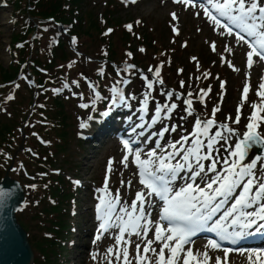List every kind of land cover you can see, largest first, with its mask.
<instances>
[{
  "label": "rangeland",
  "instance_id": "rangeland-1",
  "mask_svg": "<svg viewBox=\"0 0 264 264\" xmlns=\"http://www.w3.org/2000/svg\"><path fill=\"white\" fill-rule=\"evenodd\" d=\"M84 1L87 9L99 19L100 14L105 8V0ZM261 2L264 3V0H261ZM204 3H206V1ZM115 10H118V8ZM118 15L123 21H132L133 25H143L148 33L150 41H154L156 44L152 46L151 49L160 45L162 47H157L158 52L156 51L157 53L155 54L149 51L148 55H139L140 59L144 57L143 64L144 66L146 65L145 71H133V73H131L132 75L128 73L124 74L122 77L118 76L120 81L125 79L129 81L124 87H119L122 94L126 97L131 94L137 99L129 100L130 107L120 105L124 109L123 111L125 114L119 117V119L117 118V122L114 120V124H118H115L116 127L120 129V125L122 124L123 126L125 120H133L134 124L137 122L136 117H140L141 113L139 110L141 108V100L143 99L144 93L149 91L146 87V81L144 80L145 76L153 83V89L151 90V98H149L147 104V114L144 116L145 118L143 120L139 121V124L148 125L151 123L156 103H161V99L163 100V96L165 97L163 93L171 91L162 87L157 82V67H159V79L166 80L169 86H177L176 84H181V81L184 82V87H181L183 93L182 98L177 100L176 97L173 96V99L177 101L178 107L176 111L170 115V119L158 121L151 127H144L141 130H137V132L142 131L144 135L137 137L134 134L128 139L135 140L137 146L132 149L139 150V147H142L140 150L146 155L149 149L155 148V141L158 139V137L152 134L161 131L165 126L178 125L179 127L175 132L165 133L164 138L160 141L164 146H167L169 142L179 140L182 135H189L191 139L190 134H192L194 130L201 131L202 129L194 128L195 119L198 117L197 115L193 114L192 116H187L184 120L177 115V112H179L183 117L186 116V112L183 108V105L185 106L183 100L188 98L193 101V106L197 110V113L204 112V114H211L213 109H216L215 113L218 112L219 114L220 124L227 123L229 127L235 129L241 136L243 132L249 131L246 126L252 123L254 125L252 131L264 137V96L257 95L258 91L264 93V89L259 87L261 83H264V65L254 56L253 64L249 67L246 52L250 49L247 44L239 43L232 35L226 34L220 27L215 25L208 16L204 15L203 7H193L191 2L186 0H184V2H178V0H135V2H132V0H127L125 6L123 5L121 10L118 11ZM14 20L10 7L6 5V0H0V66L3 68L9 65L10 59H14L15 55V53L13 55V53L8 50L9 37L13 31ZM213 45L215 50H213ZM164 46L182 51V53L176 51L172 54L173 63L164 59L165 62L159 65L157 60L160 59L159 53ZM226 46L230 51H226ZM138 49V51H135L137 55L141 54L139 47ZM86 51L90 55L96 54L97 43L94 42L89 44ZM117 52L119 54L120 50H117ZM177 55L181 56V59H179ZM204 57H209L210 60H218L226 71L224 72L226 73L228 83L226 85V94L223 95L224 97H217V95L214 94L212 95V99L208 98L205 96L203 89L196 85L195 81L203 78L204 74H206V71L202 67V59ZM163 58L164 57L161 56V59ZM84 59L85 57L82 59L76 58V67L79 73L84 76L83 88L88 95V100L96 101L94 97L97 93L96 89L94 92L93 89L89 87L90 84L94 85V74L91 69L94 64ZM180 64L185 67V76L179 75V70L182 68L179 66ZM150 68L152 69L151 72L149 71ZM109 80H113L112 76H109ZM116 82L118 81H112V84H116ZM245 84H247L249 88L246 94L243 92ZM133 86H136L139 92H136V90L134 92L132 90ZM27 87L28 85L25 82L19 83L15 87L16 91L11 93V99H8V97H10L8 96L0 100L1 121L7 122V119H11V112L18 108H14V103L17 102L16 93L18 92L20 95H24L27 93ZM68 92L70 96L75 97L76 101H70L71 104L69 105L66 104L67 114L72 123L78 122V126L74 125V130H72L73 133L71 130H67L68 135L65 139V150L59 151L55 147L53 148L55 143H60L59 140L55 138L56 136L53 138L48 132L45 133L48 136L40 137L41 140L39 141L38 137L41 135L40 132L30 134L32 127L35 128L36 131L41 127L38 123L39 120H36L27 132L30 139H26V137L24 139V143H26L30 149H21L15 153L17 157L20 156V160H22L26 166V169H24L22 165H16L15 163V165H13L14 169L9 171L11 173L10 176L19 179L22 182L21 184L26 188V205L22 204L17 211L21 218L27 220L30 225V232L25 228L27 236L31 235L35 240H38L40 237L46 238L53 234L43 229V226L49 224L48 221L50 219H53L56 223L62 222L61 224L63 226L58 227L60 234L57 236V241L61 246V248L58 249V252L61 253V257L57 258L56 264H128V262H130V264H136V251L134 245L124 244L123 242L118 245L113 239V235L117 230H111L102 234L99 233L98 225L96 224V226H94V222L96 221L93 213L94 210L97 209V205L104 208L107 201L111 200L117 191L120 192L122 202L128 203L134 199L135 192L139 189L137 182L138 168L137 164L133 163L134 156L125 149L123 141H121V146L116 144L118 140L113 138V136L107 135L98 138L95 131L100 127L94 124L93 118L89 119V117H92L90 114H92L93 103L79 102L78 98L80 95L73 94L70 90H68ZM189 92L193 93L191 97L187 95ZM157 95H160L161 99L159 97L157 98ZM62 96L63 95H61V97ZM198 97H202V100ZM114 99L116 100L115 97L113 100ZM173 99H171L172 102H174ZM213 99L216 100L215 103H213ZM208 102L209 104H207ZM81 104H88V108L83 113L79 111L82 109V107H80ZM119 104L117 100V105ZM253 104L257 105L255 109L252 107ZM238 108L239 123H235L234 121L238 115ZM207 110L208 112H206ZM253 112L256 113V116L250 120ZM81 123L87 124V127L83 129L80 128ZM101 127L103 129L107 128L106 125H101ZM41 130L42 129H40V131ZM217 130L222 131V129H218V126L215 131ZM224 134L228 135L227 133ZM78 135H80V137ZM87 136H90L91 140L85 141ZM149 136H152L151 142L145 143L144 141H146ZM13 137L15 141L12 150L14 151V148H16L20 142L21 134L15 132ZM116 138L120 140L122 139V135ZM45 139L50 141V143L48 144ZM236 141L237 136H232L227 146L234 147ZM35 142L36 144H34ZM47 144L49 145L48 147L51 153H47L44 150L42 153H39V150H42L40 148H45ZM227 146L222 141L215 145L219 150L218 153H223L221 157L228 156L226 150H224ZM45 149L48 150L47 148ZM168 150L171 151V149ZM125 154L129 156L127 161L128 167H124L121 163ZM253 156V152L249 150L247 156H245L241 163H249ZM11 157L12 154H9L8 157L5 153L1 154L0 170L6 169V165ZM261 157H264V154ZM6 158L8 159L6 160ZM109 159L112 160L111 171H106ZM230 159L235 161L238 158L232 157ZM27 161L43 163L34 169H30ZM172 163H175V161H172ZM204 163L207 165L209 161H204ZM217 167L222 168L223 165L218 164ZM262 168H264V161L257 159V165L253 169L257 176ZM41 170L46 171V174L44 173L43 175ZM52 170H59V173L51 174ZM27 173L31 175V177H29ZM43 176H46L45 179L35 184V182L39 178H43ZM106 176L109 194H105L102 190L105 187ZM67 179L72 181L74 187ZM122 180L125 182L130 180L132 182L131 186H127L126 184L122 185ZM183 183L184 181L180 180L177 182L176 186L179 187L183 185ZM34 184L35 187H31ZM237 193L236 190V192L233 193V199H230L228 203L234 200L235 196L238 195ZM225 205L214 219L220 218L225 210ZM151 206L152 204L148 205V211L151 212V219L156 220L158 219V207L151 208ZM28 220H30V222ZM18 222L22 223L19 218ZM92 224H94L93 227H97L98 233L96 229L91 232L100 235L99 239L96 237L95 239L91 238V232H88L89 228H93L91 226ZM86 233L88 237L85 236ZM149 236H152L151 232ZM126 238L130 241L137 240L134 235ZM156 246L158 245L153 244V247ZM109 248L112 249L111 253L108 252ZM125 250H127V253L129 252L127 261L124 259ZM211 254L216 253L210 251V255ZM38 260L40 261V258H38Z\"/></svg>",
  "mask_w": 264,
  "mask_h": 264
},
{
  "label": "snow or ice",
  "instance_id": "snow-or-ice-1",
  "mask_svg": "<svg viewBox=\"0 0 264 264\" xmlns=\"http://www.w3.org/2000/svg\"><path fill=\"white\" fill-rule=\"evenodd\" d=\"M178 2H184V0H178ZM190 2L193 7H203L204 15L210 17L217 26L224 27L228 35H234L239 43L247 44L250 49L246 52L249 67L253 64L254 56L264 61V3L261 0H206V3L202 5H197L196 0H190ZM221 18L227 23H222ZM233 26L238 31H234ZM213 50H215L214 45ZM226 51H230L227 46ZM131 67L133 66L127 65L126 69ZM149 71L151 72L152 69L150 68ZM156 75L157 82L163 83L159 79V67L156 68ZM144 80L149 91L144 93L141 100L140 120H143L147 114V104L153 89V83L148 80V77L145 76ZM128 82V80H121L117 84ZM72 83L77 84L76 81ZM68 87V84L63 85V88ZM89 87L95 92V85L90 84ZM181 87H184L183 81H181ZM259 87L264 89V83H261ZM60 90L54 89L55 92ZM111 91L116 96L113 106H116L118 100L120 105L130 107L129 100L137 99L131 94L126 97L119 87H114ZM248 91V85L245 84L243 92L246 94ZM163 95L167 100H171L173 96L177 100L182 98L181 94L172 91ZM187 95L191 97L193 93L189 92ZM257 95L264 96V93L258 91ZM11 98V96L8 97V99ZM198 98L202 100V97ZM96 99H100L98 92ZM183 103L186 106V116L182 119H186L187 116L193 115L191 108L193 101L184 99ZM80 107L87 108L88 104H81ZM177 107L176 103L157 102L151 123L136 125L132 132L137 137L143 136L142 131H136L137 127L143 129L151 127L158 121L170 119L171 113ZM252 107L255 109L257 105L253 104ZM215 111L216 109H213V116ZM237 113L235 123H239V108ZM103 115L107 116L108 112H104ZM255 116L256 113L253 112L250 120ZM86 127L87 124H80V128ZM178 127V125L165 126L161 131L153 133L152 135L158 139L155 141V148L149 149L146 155L143 151L130 147V144L135 141H123L125 149L134 156L133 163L137 164L139 183L142 188L135 192V198L130 204L121 201L119 191L107 201L102 210L103 214L97 216V220L102 221L98 226L99 233L102 234L110 229L118 230L113 235V239L118 245L121 242L134 245L136 264H221L219 255L214 258L210 255V251L221 250L218 242L209 240L204 245L203 251L200 249L193 251L190 245L195 241L192 237L199 232L209 231L216 233L220 241L235 245L244 235L250 234L246 230L254 225L264 230V225L258 224V221H264V203L261 202L264 200V168L260 170L258 176L253 171L257 165V159L264 161V157L251 159L247 164L241 163L253 146L264 147V137L252 131L254 128L252 123L246 126L249 131L243 132L242 136L227 123L219 124L218 129L222 131L211 132V127H216L215 120L196 117L194 128L202 129L201 131L194 130L190 134L191 139L189 135H182L179 140L169 142L167 146L162 145L160 141L165 133L175 132ZM232 136H237L234 147L227 146ZM151 139L152 136H149L144 142H151ZM221 141L227 146L224 149L228 154L227 157H221L218 154L219 150L215 147ZM232 157L238 159L233 161L230 159ZM128 159L129 156L125 154L121 160L124 167H128ZM204 161L209 163L206 165ZM218 164H222L223 167L218 168ZM111 165L112 160L109 159L106 171H111ZM180 180L184 183L177 187V182ZM131 183L130 180L121 181L122 185L131 186ZM237 189L240 191L230 208L223 211L219 220L214 219L224 205L233 199V193ZM102 190L105 194H109L107 176ZM3 194L0 190V196ZM153 197L163 202L162 211L156 220L151 219V212L147 207L153 202ZM248 208H254V210L246 211ZM97 210L101 212L100 205H97ZM105 220L107 222H104ZM229 228L232 231H229ZM133 235L137 238L136 241L126 238ZM96 238L99 239L100 235ZM153 244L158 245V249L153 247ZM222 251L224 259L227 260L230 249L223 248ZM108 252L111 253L112 249L109 248ZM240 254L244 255L243 252ZM251 256L252 253L248 256L249 261ZM200 257L203 259H198ZM127 258L128 253L125 250V261ZM242 264H244L243 261Z\"/></svg>",
  "mask_w": 264,
  "mask_h": 264
},
{
  "label": "trees",
  "instance_id": "trees-1",
  "mask_svg": "<svg viewBox=\"0 0 264 264\" xmlns=\"http://www.w3.org/2000/svg\"><path fill=\"white\" fill-rule=\"evenodd\" d=\"M122 3L123 0H105V8L97 19L87 9L84 0H7L15 18L9 43L10 50L15 55L6 68L0 66V98L10 90V86L20 82V78L30 81L32 87L31 92L25 95L16 93L17 102L14 103V108L18 107L17 110L11 112V119H7V122L0 120V158L1 153L11 154L13 135L25 119L32 102L34 105L32 114L39 116L43 112L44 119L49 123L48 129L43 133L48 132L59 140L60 144H52L53 148L65 150L67 130L71 132L73 130V123L69 120L66 110V104L71 103L52 90L68 84L72 92L85 96V91L81 87L82 78L76 67V58L85 57V61L93 63V71H96L95 74L102 80L105 79L104 74H112L111 70L116 73L112 74L115 80L116 75L118 73L121 75L124 66L127 65L141 71L146 69V65L143 64L144 57L140 59V56L148 55L149 51L155 54L158 52L157 47L162 46L151 49L156 44L150 41L143 25L129 26L127 21L119 17L118 11L121 10ZM117 8L118 10H115ZM94 42L97 43V53L90 55L86 49ZM138 47L143 51L137 55L135 51L139 50ZM161 49L160 59L157 60L159 65L165 62L164 59L173 63L172 54L176 51L182 53L166 46ZM117 50H120L119 54ZM161 56L164 58L161 59ZM177 57L181 59V56ZM177 57L175 56L176 59ZM202 60V67L208 71L209 76L203 78L200 85L207 86L206 83L209 82L215 89L218 87L217 79L222 77L221 66L209 57ZM179 66L182 67L179 75L185 76V67L181 64ZM72 81H76L77 84H73ZM96 81L98 82L97 78ZM162 81L163 83H160L162 86H169L166 80ZM176 85L172 87L179 90L181 85ZM98 86L100 92L104 94L105 83ZM43 150L49 152L42 149L39 153ZM38 165L39 163L28 162L30 169ZM2 174L0 170V178ZM18 218L22 221L18 223L24 230L26 228L30 232L27 220L21 218L20 214L17 215V221ZM48 222L43 229L50 234L53 233L50 238L40 237L35 240L31 235L27 237L31 249L34 250L33 264H56L57 258L61 256L58 252L61 246L57 236L60 234L58 227L63 226L62 222L56 223L53 219Z\"/></svg>",
  "mask_w": 264,
  "mask_h": 264
},
{
  "label": "water",
  "instance_id": "water-1",
  "mask_svg": "<svg viewBox=\"0 0 264 264\" xmlns=\"http://www.w3.org/2000/svg\"><path fill=\"white\" fill-rule=\"evenodd\" d=\"M251 150L258 156L259 145ZM0 264H32L33 255L26 240V233L17 224L14 212L24 201L20 184L5 172L0 179Z\"/></svg>",
  "mask_w": 264,
  "mask_h": 264
},
{
  "label": "bare ground",
  "instance_id": "bare-ground-1",
  "mask_svg": "<svg viewBox=\"0 0 264 264\" xmlns=\"http://www.w3.org/2000/svg\"><path fill=\"white\" fill-rule=\"evenodd\" d=\"M123 137H124V135L122 134V138ZM116 144L117 145H120V142L116 141ZM233 201L231 200V203L230 202L227 203V205H225V209L230 208V205L233 203ZM229 231H232V229L229 228ZM90 236H91V238L95 239V237H97V234H94V233L91 232L90 233ZM156 247H158V246H156ZM192 248H193V251H195L196 249H200V250L203 251L204 245L203 244H200V243H197V244L193 245ZM217 255H219L221 257V264H242V261L244 262V264H264V250L260 254H256V255L255 254H252L251 261L248 260L249 254H244L243 256L242 255H233V254L232 255H229L228 254L227 260L224 259V253L223 252H217L215 255L211 254V256L213 258L215 256H217ZM198 259H201L202 260L203 258L200 257Z\"/></svg>",
  "mask_w": 264,
  "mask_h": 264
}]
</instances>
